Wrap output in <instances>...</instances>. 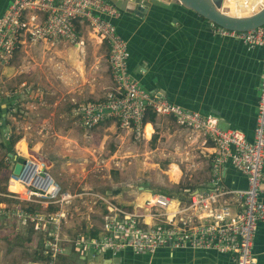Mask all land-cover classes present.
Segmentation results:
<instances>
[{
  "label": "built area",
  "instance_id": "1",
  "mask_svg": "<svg viewBox=\"0 0 264 264\" xmlns=\"http://www.w3.org/2000/svg\"><path fill=\"white\" fill-rule=\"evenodd\" d=\"M120 14L108 0H12L0 16V70L27 43L83 45L80 34H94L108 51L113 86L104 98L77 104L74 113L80 125L93 130L113 123L145 138L144 121L152 112L156 121H172L188 132L189 141L183 150L179 148V160L194 166L202 158L209 176L196 188L198 192L188 193L187 199L145 190L129 204L121 205L93 194L90 208L98 201L105 205L102 222L85 231L76 230L70 238L65 227L71 208L85 193L63 190L44 164L27 160L21 173L14 176L12 171L10 179L24 186L26 192L10 186L8 196L19 201L13 216L41 233V245H45L42 259L30 264H60L68 249L88 264L100 259L110 264L106 254L115 257L131 249L135 254L152 256L162 248L215 251L231 255L235 264H258L255 239L259 225L264 223V60L256 126L249 141L240 130H222L214 115L188 110L144 89L129 71L128 43L113 23ZM211 27L219 37L264 50V26L247 32L214 24ZM229 169L242 174L246 188L227 185ZM7 210L10 214V208Z\"/></svg>",
  "mask_w": 264,
  "mask_h": 264
},
{
  "label": "rangeland",
  "instance_id": "2",
  "mask_svg": "<svg viewBox=\"0 0 264 264\" xmlns=\"http://www.w3.org/2000/svg\"><path fill=\"white\" fill-rule=\"evenodd\" d=\"M80 37L84 38L83 45L61 41L27 43L0 70L1 108L7 102L14 104V110L6 111L5 120L9 121L7 135L20 137L15 144L16 156L25 162L44 164L63 190L86 195L73 202L69 219L73 225L65 227L70 238L75 236L74 231H85L102 222L105 205L98 201L90 208L95 200L93 194L127 205L145 190L182 192L199 186L209 176L202 158L194 166L180 162L179 148L183 150L189 136L172 121L147 124L145 138L119 126L115 128L113 123L93 130L80 125L74 113L77 104L102 99L113 86L105 46L99 47L97 38L88 31ZM76 51L83 73L71 65V55ZM155 136L158 139L154 143ZM2 142L0 139V201L15 208L19 201L4 196L9 195L6 181H10L14 168L9 163L12 156H7ZM13 213L10 210L11 218H0V229L7 223L6 228L19 226V233L25 237L30 233L40 237L41 233L17 224ZM23 247L24 259L35 261L45 245L38 242L31 252L29 245ZM68 250L60 257V264H87L73 249Z\"/></svg>",
  "mask_w": 264,
  "mask_h": 264
},
{
  "label": "crops",
  "instance_id": "3",
  "mask_svg": "<svg viewBox=\"0 0 264 264\" xmlns=\"http://www.w3.org/2000/svg\"><path fill=\"white\" fill-rule=\"evenodd\" d=\"M153 8L154 11L150 10L145 18L121 13L113 20L117 33L128 43L130 73L140 83L156 77V81L147 83L146 90L150 93L161 95L188 110L214 115L222 130H240L252 141L258 114L264 50L260 47L250 49L241 42L215 35L211 23L179 6L158 4ZM98 43L102 47L99 40ZM71 65L80 73L84 72L77 51L71 55ZM9 163L15 167L18 163L16 156ZM226 180L228 186H247L242 174L233 169L227 172ZM0 208V218H9L7 208L14 210L7 201H0ZM16 223L24 225L18 219ZM68 224L69 227L73 225L71 221ZM4 226L0 229V264H30L42 259L41 256L35 261L23 257L26 253L23 245H29L31 252L35 244L41 243V235L36 237L30 233V237H25L19 233V226L6 228L7 223ZM261 236L264 237V223L259 226L255 239L258 264H264V239L261 241ZM104 258L110 264H235L229 254L173 251L169 248H162L152 256L138 255L128 249L115 257L106 254ZM101 260L93 264H103Z\"/></svg>",
  "mask_w": 264,
  "mask_h": 264
},
{
  "label": "water",
  "instance_id": "4",
  "mask_svg": "<svg viewBox=\"0 0 264 264\" xmlns=\"http://www.w3.org/2000/svg\"><path fill=\"white\" fill-rule=\"evenodd\" d=\"M121 13L136 15L145 18L155 5L168 7L179 6L184 10L192 11L211 24L220 28L247 32L264 26V0H108ZM149 4L150 6H144ZM5 119L6 105H2ZM22 163H17L13 174L21 173ZM193 192H198L195 189Z\"/></svg>",
  "mask_w": 264,
  "mask_h": 264
},
{
  "label": "trees",
  "instance_id": "5",
  "mask_svg": "<svg viewBox=\"0 0 264 264\" xmlns=\"http://www.w3.org/2000/svg\"><path fill=\"white\" fill-rule=\"evenodd\" d=\"M11 2H12V0H0V16L3 15V13L9 7ZM153 11H154V9H153ZM159 14H160V12H159ZM204 21H206V20L204 19ZM156 80H157L156 77H152L149 80L146 79L143 83H141V85H142L143 88L147 89V83L150 82V81H156ZM6 106H7V108H6L7 113L9 111L14 110L13 102H7ZM0 119H2V121H1L2 124H0V139H3L1 147L7 152V156L8 157L11 155L12 158H13V157L16 156L15 144L20 140V137L8 136L7 135L8 133L7 132L5 133V130L7 129V126H9V121L7 119L5 120L3 118V109L1 108V105H0ZM155 121H156V115L154 113H152V112H148L144 123L145 124H148V123L154 124ZM157 139H158V136H155L154 139H153V142L155 143L157 141ZM16 161L19 162V163L25 162L24 159H22L20 157H17V156H16ZM13 168L11 170H13ZM8 182H9V186H11L12 185L11 181L7 180L6 183H8ZM197 187L198 186H196L194 188H188L187 190L186 189L182 190V192L176 191L175 193L174 192L172 193V192H170L168 190H165V189H160V190H157L156 192L162 193V194H165V195L175 196V197L181 198V199H187L188 193H190L191 191L195 190ZM183 191H184V193H183ZM254 252H255V250H254Z\"/></svg>",
  "mask_w": 264,
  "mask_h": 264
},
{
  "label": "bare ground",
  "instance_id": "6",
  "mask_svg": "<svg viewBox=\"0 0 264 264\" xmlns=\"http://www.w3.org/2000/svg\"><path fill=\"white\" fill-rule=\"evenodd\" d=\"M145 134V133H144ZM176 170V169H175ZM175 170H174V172H175ZM173 171V170H172ZM33 172V171H32ZM175 177H177V176H175ZM22 178H25V174H24V176H22ZM178 178V177H177ZM12 188H16L17 190H15V191H18V192H20V193H24V192H26V188L24 187V186H21V185H16L15 183H13V186H11V189Z\"/></svg>",
  "mask_w": 264,
  "mask_h": 264
}]
</instances>
